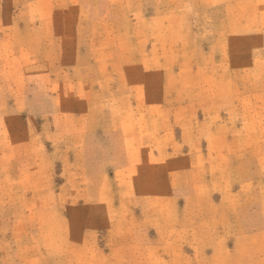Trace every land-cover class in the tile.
Wrapping results in <instances>:
<instances>
[{"label":"rangeland","instance_id":"obj_1","mask_svg":"<svg viewBox=\"0 0 264 264\" xmlns=\"http://www.w3.org/2000/svg\"><path fill=\"white\" fill-rule=\"evenodd\" d=\"M0 264H264V0H0Z\"/></svg>","mask_w":264,"mask_h":264}]
</instances>
